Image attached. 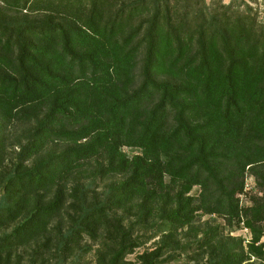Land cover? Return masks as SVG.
I'll return each mask as SVG.
<instances>
[{"label":"trees","instance_id":"16d2710c","mask_svg":"<svg viewBox=\"0 0 264 264\" xmlns=\"http://www.w3.org/2000/svg\"><path fill=\"white\" fill-rule=\"evenodd\" d=\"M92 158L122 178L88 206L70 183ZM247 172L263 196L242 209ZM69 196L81 212L60 247L104 237L99 264H164L162 248L125 260L143 243L119 214L134 205L161 232L245 217L248 250L212 264L264 258V25L246 0H0V258L31 243L38 256Z\"/></svg>","mask_w":264,"mask_h":264},{"label":"rangeland","instance_id":"374dc122","mask_svg":"<svg viewBox=\"0 0 264 264\" xmlns=\"http://www.w3.org/2000/svg\"><path fill=\"white\" fill-rule=\"evenodd\" d=\"M211 1V0H207ZM231 0H223L224 3H229ZM252 7L253 13L257 15L258 20L264 25V0H246ZM26 125H19L15 131V138L22 135ZM8 166H11L16 160V153L19 151L17 145L9 148ZM126 153L131 157L135 153H139L138 149L124 147ZM97 162L95 159L87 160L78 173L72 177L70 185L78 184L83 190H87V205L92 206L98 199L104 200V192L112 183L118 181L122 176H110L106 178L96 175ZM200 188L194 187L193 195H198ZM263 194L259 191L255 177L249 172L246 174L245 186L240 194V207L242 209L249 207L253 203L254 197H262ZM76 203V206H73ZM81 205L77 204V199L68 197L66 205L62 213L56 217L51 226L48 236L51 242L47 247L42 248L41 253L36 256L33 252L38 247V243L18 249L13 255L9 264H17L21 260V264H99V253L105 250L102 246V241H107L104 237L99 240L93 239L85 234L80 245L74 248L71 252L64 251L59 244V239L66 235L69 229L74 225V219L81 212ZM119 214L124 219L125 226L131 228L134 232V237H138L143 243L136 247L132 253H129L125 260L133 263L138 262V256L146 251L152 252L158 248H162L164 264H212L214 259L218 257L224 249L235 247L240 241L245 251L248 250V245L254 238L253 230L245 222V217L240 218L239 223H234L229 226L225 224L224 218L215 214H197V219L192 226L179 228L173 232L165 230L159 231V217L148 218V221H141L140 212L137 206L128 208V210H119ZM244 222V223H243ZM219 227L218 238L206 248L198 249L191 247L198 241L206 231L211 228ZM250 230L248 232L246 228ZM263 228V234L256 245L261 246L264 251V222L260 225ZM159 231V233H158ZM4 231H0L3 233ZM102 236V235H101ZM153 237V238H150ZM43 241V239H40ZM108 253V250H106ZM6 254L0 258V264H6ZM243 264H264V258L251 256L249 260Z\"/></svg>","mask_w":264,"mask_h":264},{"label":"built area","instance_id":"2783aa9c","mask_svg":"<svg viewBox=\"0 0 264 264\" xmlns=\"http://www.w3.org/2000/svg\"><path fill=\"white\" fill-rule=\"evenodd\" d=\"M244 223V222H243ZM246 228V227H245ZM246 230L248 231V232H250V230L248 229V228H246Z\"/></svg>","mask_w":264,"mask_h":264}]
</instances>
